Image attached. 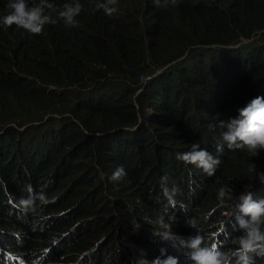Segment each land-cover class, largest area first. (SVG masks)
<instances>
[{"label": "trees", "instance_id": "obj_1", "mask_svg": "<svg viewBox=\"0 0 264 264\" xmlns=\"http://www.w3.org/2000/svg\"><path fill=\"white\" fill-rule=\"evenodd\" d=\"M79 2L75 28L0 25V264H137L174 250L137 233L161 218L229 253L242 232L218 190L264 199V151L225 144L213 176L177 154L216 156L220 121L264 96V0Z\"/></svg>", "mask_w": 264, "mask_h": 264}, {"label": "clouds", "instance_id": "obj_2", "mask_svg": "<svg viewBox=\"0 0 264 264\" xmlns=\"http://www.w3.org/2000/svg\"><path fill=\"white\" fill-rule=\"evenodd\" d=\"M153 2L157 7L162 6L161 0ZM163 2L167 5L169 0ZM177 2L178 0H171L172 4ZM5 3L10 12L0 19V25L5 28L15 25L32 35L43 34L46 25L56 24L58 20L68 27H78L77 17L83 8L79 0L65 3L60 9H56L48 0H40L38 4L34 0H5ZM118 3L119 0H95V9L112 17L118 12ZM49 9L57 12V18L49 14ZM149 79L151 77H145L144 82ZM237 111V117L229 118L227 122L220 121L219 126L226 130L222 133L223 143L216 146V156L202 149L198 143H193L191 150L177 154V159L185 164L195 165L207 175L213 176L221 163L218 156L223 153L225 144L229 150L246 149L253 156L264 151V96L252 99ZM251 168L255 171V179L264 183V173L256 172L255 166L251 165ZM125 175L124 169L118 168L111 179L118 180ZM218 199L223 207L229 209L223 215H228V218L234 216L242 232L233 242L236 247L229 253L222 252L215 243L210 245L204 241L199 232L193 237H183L180 234L179 238L173 233L172 226L165 224L161 218L159 224L164 230H143L137 233L140 237L156 236L164 242L172 243L174 250L168 252L161 249L149 259L142 253L137 264H257L258 259H264V199L254 200L249 191L242 192L237 197L230 187H221L218 190ZM21 203L28 207L32 200Z\"/></svg>", "mask_w": 264, "mask_h": 264}, {"label": "rangeland", "instance_id": "obj_3", "mask_svg": "<svg viewBox=\"0 0 264 264\" xmlns=\"http://www.w3.org/2000/svg\"><path fill=\"white\" fill-rule=\"evenodd\" d=\"M242 43H246L245 41H243Z\"/></svg>", "mask_w": 264, "mask_h": 264}]
</instances>
